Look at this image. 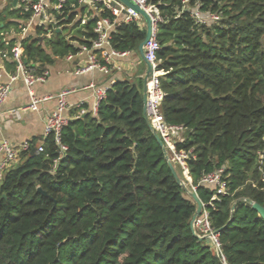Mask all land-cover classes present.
Masks as SVG:
<instances>
[{
	"label": "trees",
	"instance_id": "16d2710c",
	"mask_svg": "<svg viewBox=\"0 0 264 264\" xmlns=\"http://www.w3.org/2000/svg\"><path fill=\"white\" fill-rule=\"evenodd\" d=\"M146 2L162 19L156 32L165 94L160 110L167 123L184 128L176 149L191 150L186 162L195 193L220 232L226 260L264 264V219L244 200L264 208V0ZM196 10L217 18L198 22ZM84 12L76 0L50 8V22L19 41L20 20L32 10L5 9L0 52L10 56L20 43L22 58L40 72L89 47L100 17L114 18L104 8L82 22ZM144 36L139 21L118 19L109 42L116 51L136 52ZM0 60L14 71L8 57ZM141 86V80L117 79L95 114L68 119L61 131L67 150L55 169L58 145L49 133L43 151L31 153L36 143L29 142L20 162L3 172L0 264H222L190 229L196 204L148 125ZM173 165L183 179L180 165ZM219 168L228 189L211 200L215 186L198 182Z\"/></svg>",
	"mask_w": 264,
	"mask_h": 264
},
{
	"label": "built area",
	"instance_id": "2783aa9c",
	"mask_svg": "<svg viewBox=\"0 0 264 264\" xmlns=\"http://www.w3.org/2000/svg\"><path fill=\"white\" fill-rule=\"evenodd\" d=\"M24 8L29 7L32 10L31 17L28 19L27 25H36L50 22L48 16L49 5L52 3L51 8L59 9L62 5L66 4L67 0H18ZM80 5H87L92 8L94 13L101 12L104 8L111 11L114 16L113 19L109 17H100L94 25L95 37L91 40L89 47L82 46L79 52L88 53L89 63L81 68L77 69L76 73L88 71L90 69L98 68L99 70H107V66L102 64L96 54L99 53L101 57L109 62L113 57L124 55L126 52H119L114 50L110 46V31L112 30L115 22L120 19L122 21H139L142 16L131 8L126 7L119 0H76ZM132 3L140 6L144 9L151 19V36L147 43L143 47V58L150 65V72L148 76H145V111L148 121L151 124L152 129L159 135L164 147L169 155L172 163H177L181 167L182 175L185 177L187 184L192 192H195L196 185L192 184L191 177L189 175L187 167V158L191 155V150H177L176 142L178 136L184 132V128L180 125L167 123L160 110L161 101L164 97V92L160 86V76L162 71L158 70V60L156 58V51L160 48L159 43L156 40L157 23L161 21V17L156 12L152 5L147 4L146 0H130ZM126 10V12H124ZM196 21L202 23H209L214 21L217 16L215 14H202L200 11H195ZM19 36V41L23 39L25 32L23 31ZM49 36V34H47ZM23 48L20 43L15 44L10 52V56H7L4 52H0L3 57H8L14 62V71L7 73V79L0 81V108L5 99L7 98L12 83L20 81L26 88L29 94V103L24 107L25 109L35 110L37 107L45 101L54 100L55 106L47 114L45 118V130L44 136L52 133L54 141L58 145L59 156L53 160L52 168L55 169L59 160L65 154L67 147L61 143V131L66 126L68 119L64 116V111L68 106L67 96L73 92L72 88H65L54 94L37 95L34 91V85L39 82H44L49 76V69L44 68L40 72H37L33 65H28L22 58ZM73 55L68 54L66 58H71ZM114 81H111L112 84ZM92 88L93 103L90 109L81 106L76 112L77 116H80L87 111L96 113L99 102L105 97L106 90L109 86ZM16 110V109H15ZM12 110V111H15ZM29 142L22 143L19 147H16L7 141H0V178L3 172L11 166V164L18 158L22 151L29 149ZM43 151V145L40 143L36 146L35 152ZM205 184H212L215 186V192L211 197V200H219L220 195L227 193L228 185L226 179L223 177V169H215L212 172L202 175L199 182ZM203 209L200 214L192 221V228L198 238L206 239L211 245L222 264H230L222 251V245L219 239V230L211 227L208 219V210L204 203H202ZM208 205H213L212 201L208 202Z\"/></svg>",
	"mask_w": 264,
	"mask_h": 264
},
{
	"label": "crops",
	"instance_id": "0c3cea01",
	"mask_svg": "<svg viewBox=\"0 0 264 264\" xmlns=\"http://www.w3.org/2000/svg\"><path fill=\"white\" fill-rule=\"evenodd\" d=\"M0 5L5 8L8 5V10L17 9L21 6L18 0H0ZM51 7L52 3L49 5V9ZM80 7L85 8L82 15V22H85L90 15H85L86 12L93 10L87 5H80ZM140 23L146 29V21L143 17L140 19ZM88 56L86 52H78L73 54L71 58H56L48 67L50 73L46 80L34 85V91L37 95L54 94L65 88L73 89V92L67 96L68 106L64 111V116L67 119L74 116L80 105L87 109L91 108L93 95L90 85L95 87L110 86L111 81L126 79L132 83L141 80L142 92L145 87L147 64L138 51H130L124 55L115 56L109 62H106L97 53L96 57L107 66L108 71L94 68L76 73L77 69H81L89 63ZM8 72L0 60V81L7 79ZM28 103L29 94L25 86L20 81L12 83L11 90L0 108V141H7L16 147L24 142L34 141L36 146L42 143L45 137V118L55 106V101L42 102L35 110L25 109L24 107ZM19 162L20 155L11 166L17 165Z\"/></svg>",
	"mask_w": 264,
	"mask_h": 264
},
{
	"label": "water",
	"instance_id": "95a60500",
	"mask_svg": "<svg viewBox=\"0 0 264 264\" xmlns=\"http://www.w3.org/2000/svg\"><path fill=\"white\" fill-rule=\"evenodd\" d=\"M119 1H121L126 7L131 8L132 10L136 11L137 13H139L146 21L145 36H144V39L140 42V44L138 46V51L143 57V47L147 43V41L149 40V38L151 36L152 25H151L150 16L148 15V13L144 9H142L140 6L132 3L130 0H119ZM124 12H126V10H124ZM146 64H147V74H146V76H148V73L150 72V65L147 62H146ZM142 98H143V103H144L143 112H144V115L146 117V120L148 122L149 127L152 129L151 124L148 121V118L146 116V111H145V101H146L145 87L143 89ZM153 132H154V136H155L156 141L158 142L159 146L162 148V150L164 152L165 158H166V160L168 162L169 168H170V170H171L176 182L181 184L182 186H185L184 182L179 177V175H178L173 163L171 162V160L169 158V155H168V153H167V151H166V149L164 147V144H163L162 140L160 139L159 135L154 130H153ZM33 152H35V148L31 149V153H33ZM38 190L41 191L42 193H44L40 188H38ZM189 195H190V197L193 199V201L196 204V208H195L194 214H193L192 219L190 221V229H191L192 233L194 235H196L194 233L193 228H192V221L200 214L201 210L203 209V205H202V202L200 201V199L198 198V196H197V194L195 192L190 191ZM244 200L246 202H248L249 204H251L252 207L254 209H256L258 211V213L264 219V208L262 206H260L259 204L253 202L252 200H250L248 198H244ZM232 209H233V207H232Z\"/></svg>",
	"mask_w": 264,
	"mask_h": 264
},
{
	"label": "rangeland",
	"instance_id": "374dc122",
	"mask_svg": "<svg viewBox=\"0 0 264 264\" xmlns=\"http://www.w3.org/2000/svg\"><path fill=\"white\" fill-rule=\"evenodd\" d=\"M5 9H8V5L6 6V8L5 7H3L2 5H0V12L1 11H3V10H5ZM85 15H89V12L87 13L86 12V14ZM85 15H84V17H85ZM20 23L22 24V26H23V31L25 32V34L26 33H34V31H35V25H27L28 24V21H24V20H20ZM70 31L69 30H67V31H65V34H68ZM70 34H73L72 32H70ZM43 37V36H42ZM139 52V51H138ZM182 138H184V132L183 133H181L179 136H178V138L177 139H182ZM182 181L184 182V188H185V192H184V194L186 195V196H188V197H190V195H189V192L191 191L190 190V187H189V185L187 184V182H186V180H185V177L183 176V179H182Z\"/></svg>",
	"mask_w": 264,
	"mask_h": 264
}]
</instances>
